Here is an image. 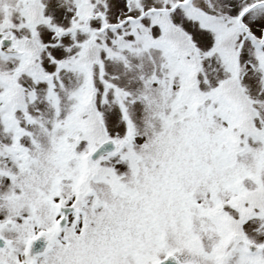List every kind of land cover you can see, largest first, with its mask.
<instances>
[{
    "label": "snow or ice",
    "instance_id": "snow-or-ice-1",
    "mask_svg": "<svg viewBox=\"0 0 264 264\" xmlns=\"http://www.w3.org/2000/svg\"><path fill=\"white\" fill-rule=\"evenodd\" d=\"M0 264H264V0H0Z\"/></svg>",
    "mask_w": 264,
    "mask_h": 264
}]
</instances>
